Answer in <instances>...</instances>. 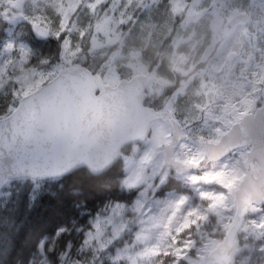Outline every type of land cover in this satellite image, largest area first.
Returning a JSON list of instances; mask_svg holds the SVG:
<instances>
[{
	"label": "rangeland",
	"instance_id": "1",
	"mask_svg": "<svg viewBox=\"0 0 264 264\" xmlns=\"http://www.w3.org/2000/svg\"><path fill=\"white\" fill-rule=\"evenodd\" d=\"M238 12H246L249 21L231 26ZM24 20L62 37L61 54L44 65L31 59L27 45L2 42L0 98L7 92L12 97L0 117L61 67L103 54L98 70L108 83L116 84L129 67L149 74L147 95L173 87L165 108L185 133L174 156L197 165L184 173L171 170L164 148L171 139L168 119L153 121L149 137L122 153V186L136 189L135 197L97 213L83 247L94 259L104 256L116 264L208 262L235 221V190L250 148L214 162L203 142L218 141L244 113L264 104V0H0V21ZM147 45L157 55L155 63L144 53ZM163 58L172 79L159 74ZM200 173L214 183H197ZM170 178L186 191L162 190ZM238 235L236 264H264V203L245 217ZM36 263L48 264L43 249Z\"/></svg>",
	"mask_w": 264,
	"mask_h": 264
},
{
	"label": "water",
	"instance_id": "2",
	"mask_svg": "<svg viewBox=\"0 0 264 264\" xmlns=\"http://www.w3.org/2000/svg\"><path fill=\"white\" fill-rule=\"evenodd\" d=\"M248 21L246 12H238L229 24ZM32 29L39 39L51 35L39 23H33ZM149 82V74L142 72L111 84L83 63L61 67L23 95L13 111L0 117V189L16 178H59L80 168L101 173L119 161L125 146L146 140L153 121L165 117L171 129V139L164 145L167 166L176 173L197 169L195 163L174 156L185 137L184 128L169 110L146 103ZM203 145L214 162L239 147L250 148L244 160L245 174L235 190V221L209 253L208 262L198 263L236 264L243 221L264 203V104L244 113L218 141H204ZM196 181L214 183L204 173Z\"/></svg>",
	"mask_w": 264,
	"mask_h": 264
},
{
	"label": "trees",
	"instance_id": "3",
	"mask_svg": "<svg viewBox=\"0 0 264 264\" xmlns=\"http://www.w3.org/2000/svg\"><path fill=\"white\" fill-rule=\"evenodd\" d=\"M9 39L27 45L31 59H42L44 65L56 62L61 54L62 37L51 34L46 39H39L32 24L26 20L16 24L0 21V46ZM144 53L146 56L152 54L154 63L157 61V55L149 45L144 47ZM102 60L103 54H99L82 63L100 73L98 65ZM153 66H150L151 70ZM134 74L129 67L122 69L123 77ZM159 74L173 78V69L164 58L159 65ZM172 88L168 86L160 95H147L146 103L165 109ZM7 94L0 98V116L8 111L12 94ZM130 148L131 145L126 146L123 152ZM124 176L121 157L98 174L80 168L59 178L10 180L0 190V264H37L40 249L46 254L48 264H116L104 256L94 259L92 251L85 249L83 244L97 213L112 203H127L135 197L136 189L126 190L122 186ZM165 189L186 191L173 178L162 190Z\"/></svg>",
	"mask_w": 264,
	"mask_h": 264
},
{
	"label": "flooded vegetation",
	"instance_id": "4",
	"mask_svg": "<svg viewBox=\"0 0 264 264\" xmlns=\"http://www.w3.org/2000/svg\"><path fill=\"white\" fill-rule=\"evenodd\" d=\"M136 143H137V142H136ZM122 153H123V150H122ZM195 170H198V169H195ZM200 174H202V173H200ZM200 174H199V175H200ZM199 175H198V176H199Z\"/></svg>",
	"mask_w": 264,
	"mask_h": 264
}]
</instances>
